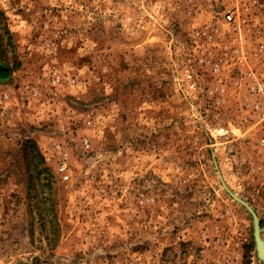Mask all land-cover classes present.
Returning <instances> with one entry per match:
<instances>
[{
	"label": "rangeland",
	"instance_id": "obj_1",
	"mask_svg": "<svg viewBox=\"0 0 264 264\" xmlns=\"http://www.w3.org/2000/svg\"><path fill=\"white\" fill-rule=\"evenodd\" d=\"M263 74L264 0H0V264H264Z\"/></svg>",
	"mask_w": 264,
	"mask_h": 264
},
{
	"label": "built area",
	"instance_id": "obj_2",
	"mask_svg": "<svg viewBox=\"0 0 264 264\" xmlns=\"http://www.w3.org/2000/svg\"><path fill=\"white\" fill-rule=\"evenodd\" d=\"M230 17V15H228ZM251 97L258 96L253 100V107L256 109L257 119L262 123L263 136L260 138V143L264 144V74L259 80H253L249 91Z\"/></svg>",
	"mask_w": 264,
	"mask_h": 264
},
{
	"label": "water",
	"instance_id": "obj_3",
	"mask_svg": "<svg viewBox=\"0 0 264 264\" xmlns=\"http://www.w3.org/2000/svg\"><path fill=\"white\" fill-rule=\"evenodd\" d=\"M257 241H258V244H259L260 247H261L262 254H263V257H264V249H263V245H262V243H261V240H260L259 234L257 235Z\"/></svg>",
	"mask_w": 264,
	"mask_h": 264
}]
</instances>
